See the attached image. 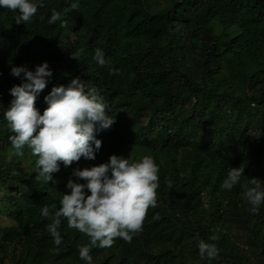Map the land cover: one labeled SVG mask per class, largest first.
<instances>
[{"label":"trees","instance_id":"trees-1","mask_svg":"<svg viewBox=\"0 0 264 264\" xmlns=\"http://www.w3.org/2000/svg\"><path fill=\"white\" fill-rule=\"evenodd\" d=\"M15 15L0 8V216L9 221L0 224V264H84L78 245L90 238L64 219L54 245L40 211L60 206L75 168L113 154L154 158L157 206L130 242L92 247L94 264H264V205L253 214L244 197L248 179L264 181V0H44L30 22ZM96 49L107 66L93 60ZM43 62L53 75L35 102L41 113L53 86L79 78L116 121L98 134L95 159L61 163L48 183L27 146L14 151L3 117L9 90L23 82L11 67ZM237 167L240 182L224 190ZM214 230L220 253L201 260L197 245Z\"/></svg>","mask_w":264,"mask_h":264},{"label":"clouds","instance_id":"clouds-1","mask_svg":"<svg viewBox=\"0 0 264 264\" xmlns=\"http://www.w3.org/2000/svg\"><path fill=\"white\" fill-rule=\"evenodd\" d=\"M43 6L44 0H0V8L15 11L16 24L30 22ZM59 15L53 9L50 22ZM82 52L79 50L72 57L78 59ZM93 60L101 67L108 64L102 49L95 50ZM10 73L18 78L23 74V82L9 90L13 99L3 117L14 133L9 137L14 151L23 155L27 146L38 157L37 177L48 183L60 171L61 163L67 168L81 158L95 159L102 145L98 134L116 122L98 89L79 78L71 79L67 85L53 86L44 97L47 107L41 113L35 102L53 75L48 63L43 62L34 70L13 66ZM110 73L118 74V71L110 69ZM243 172L241 167L229 168L222 188L232 190ZM158 173L159 166L150 155L137 161L113 154L106 163L75 168L72 172L75 180H68L60 206H53L55 210L50 211L44 205L40 211L41 216L50 217L45 229L54 245L63 243L60 229L64 219L70 228L90 238L89 244L78 245V256L84 264H94L92 247H112L116 238L130 242L132 235L141 230L148 209L157 206ZM248 184L244 197L250 206L248 210L255 214L264 205V181L251 178ZM219 239L214 230L209 237L211 242L199 241L201 260L218 257L220 249L215 242Z\"/></svg>","mask_w":264,"mask_h":264},{"label":"rangeland","instance_id":"rangeland-1","mask_svg":"<svg viewBox=\"0 0 264 264\" xmlns=\"http://www.w3.org/2000/svg\"><path fill=\"white\" fill-rule=\"evenodd\" d=\"M160 1H163V0H160ZM0 224L2 226H5V225H8L9 224V221L5 217L0 216Z\"/></svg>","mask_w":264,"mask_h":264}]
</instances>
